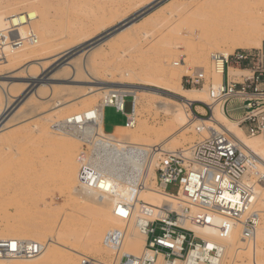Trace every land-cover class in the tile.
I'll list each match as a JSON object with an SVG mask.
<instances>
[{
  "label": "bare ground",
  "instance_id": "6f19581e",
  "mask_svg": "<svg viewBox=\"0 0 264 264\" xmlns=\"http://www.w3.org/2000/svg\"><path fill=\"white\" fill-rule=\"evenodd\" d=\"M177 1L171 0L169 4H175ZM194 2L195 0H185L178 6L177 13L167 10V5L163 6L142 16L130 25L125 24V22L135 9L136 6L134 7V5L136 4L123 5L114 11L112 15H109L107 12L108 15L106 13L103 15L102 13L98 22L101 28H103V32H110L113 27L121 26L119 32L113 36L119 45H137L139 44V34L145 39H152L151 31H145L149 26L153 24L155 28H159L165 22L182 20V13ZM3 10L0 13V31L7 23L11 22L9 21L11 18H15L16 22H19L17 29L20 33L26 30V26L23 24L29 22L31 25V18L29 17L25 20L27 15L24 17L18 8L5 7ZM0 11L2 10L0 9ZM109 19H111V22L108 21ZM111 23H114V25H111ZM250 26V24H241L233 28L225 26L224 30H226L228 35L233 36L234 45L237 46V49L260 48L264 39V32H257L256 36L252 37ZM229 28H232V32H230ZM29 30L31 31V26H29ZM111 36L107 35L98 43L94 42L95 44L89 45V42L94 40L96 35H88L86 31L81 32L76 38L77 41L73 40L74 43L78 42L77 44L73 43L65 51L51 56L45 55L52 52L55 46L44 44L42 38H37L36 36L37 43L33 47L9 52L6 54V59L0 62V68H11L24 61L22 65L31 64L39 69L37 75H28L22 81H16V78L19 77H8V75L7 77L0 78V106L3 105L0 108V147L6 144L1 135L10 128L9 124L20 114L19 111L23 105L32 99L40 101L47 99V102H51V108L46 112L47 114L50 113V115L48 117L40 116L39 119L42 122L39 125L32 124L30 133L32 132V135H45L48 142L53 147H56L59 153H63L68 157L70 166L64 179L65 186L74 203L83 208L80 209L79 207L80 211L82 210V213H84L83 206H86L85 210L90 215V217H87L86 213V216H83L79 211H72L74 214L70 213L73 216L71 217L70 215L69 222L61 221L59 218V221H55L54 219H57L56 215H54L56 210L54 208L53 210L51 206L49 208L52 211L47 210V206L49 205L42 206L44 207L42 209L43 212L37 213V210L34 213H37V215L45 213L44 215H47L51 221L48 226L42 227L43 232H39L38 226L19 221L28 214H32L33 211H30L22 204L18 203L17 205L16 203V207L14 206V208L16 209L15 214L17 212V219L15 215H10L7 211V208L12 205L0 202V213L2 211V216L10 217L9 219L13 220L16 217V220L19 221L15 220L16 222L13 221L9 224L7 222L8 225L0 233V240H18L43 246L41 254L36 257H22L18 259L0 258V264H45L50 259H55L62 264H76V257L89 259L91 264H113V259H111L113 257L112 252L108 250L105 241L106 235L117 229L127 231L123 245L124 251L129 254L132 253L135 256L139 255L144 249L146 235L140 233L132 221L125 223L115 218L113 208L117 203L122 202V200H133L135 203L145 202L153 206H160L165 203V195L156 186L155 167L157 166V160L165 153L175 152L176 149L169 150V146L171 148V145L176 144L177 137L185 138L190 128H194V132L196 133L197 129L201 131V128L204 126L205 130L202 134L207 130V126L223 131L235 142L237 148L242 152L248 153L255 160L258 166L257 172L264 174V132L259 136L247 137L242 129L229 120L217 105L214 106L209 119L199 118L190 120L188 111L191 104L195 102L208 103L209 95L208 89L206 90L205 88L195 91L181 86V78L188 73L187 62L184 59L172 65L178 66L176 72L168 73L166 70L162 71L161 76H158V78L167 76L170 81L169 84L160 86L155 81L157 78L144 80L139 76H135L129 70L121 71V69L113 66H100L101 60L99 59L102 55L103 45L113 39ZM83 44L89 46L83 47L84 50L80 49L82 51L78 52V54L74 53ZM177 46L174 49L178 48ZM214 48L215 46H213ZM220 52L224 55L231 54L230 51ZM198 56L200 57L198 58L199 60L205 59L207 50H200ZM122 58L128 59V56L123 54ZM45 59L52 60V64L56 66L53 70H56L57 73L63 69L69 70L68 79L55 77V74L49 76L50 73L44 75L43 73L46 72L47 66L51 64L45 65V63H41ZM209 62L210 59L206 69L196 67L194 68V72H206L209 77H207V80L211 81L215 88L222 83L223 78L221 74L211 67V63L209 65ZM92 63H96V67L98 65L94 72H92ZM31 65L23 68V71L27 73L30 69L35 68ZM209 66L210 69H208ZM243 73L245 72L229 68L230 76H237ZM91 74L94 76H91ZM102 74L113 80L136 78V81L125 83L110 81V83L102 84L95 82V88L89 86L84 90L82 96L78 98L71 97L74 91V87L71 84L81 82L78 79L79 77L98 80ZM64 81H67L68 84H65L67 82L64 83ZM18 85L24 86L23 92L21 91L23 94L20 92L16 96H13L10 88ZM55 86H68L66 102H62V99L58 98L57 92L53 89ZM43 89L50 92L46 99L41 96ZM90 93H94L92 96H98L101 100L94 108L85 109L82 100ZM113 93L132 97L135 117L133 128L136 127V116L139 112L142 99L147 96L157 98V101L153 104L157 112L171 115L170 126L166 127L163 132H157L153 141L143 139L144 134L151 133L143 124H140L141 126L139 125L131 134L128 133V128L125 126L115 129L112 133L105 132L102 126V106L110 100ZM167 96H170L171 99L167 98ZM15 98L17 99L11 101V99ZM17 101H19L18 104L2 120V114L5 110H8L9 102H13L12 105L10 104L13 107V104ZM19 104L21 105L19 106ZM26 112L28 113V110ZM58 114H70V116L58 119ZM30 119H26V121ZM49 129H51L52 133ZM203 136L205 137L206 135ZM80 143H86L91 147V153L88 157H82L81 152L78 151ZM3 147L4 150L0 151V160L5 163L3 164L5 166L10 162H14L18 158V153L14 151L10 155L7 153L8 147ZM82 162L100 171L104 178L110 179L111 183L105 186L106 190L110 189L109 193L86 189L79 184L78 171ZM256 194L257 197L252 210L259 213L260 222L256 228L255 239L251 242L244 241L240 237L238 229H234L226 239L220 240L214 228L189 226L197 236L207 238L210 245L217 242L224 246L225 250L221 264H235L237 257L241 253L249 255V258L252 259L250 260L252 264H264V176L256 186ZM67 211L69 210L64 209L62 212L60 211L61 213L59 212V215L62 216ZM37 235L42 237H36ZM56 247L61 248L63 251L55 250L57 249ZM155 264L166 263L158 259Z\"/></svg>",
  "mask_w": 264,
  "mask_h": 264
},
{
  "label": "rangeland",
  "instance_id": "374dc122",
  "mask_svg": "<svg viewBox=\"0 0 264 264\" xmlns=\"http://www.w3.org/2000/svg\"><path fill=\"white\" fill-rule=\"evenodd\" d=\"M184 1L185 0H178L177 3L175 2V4L171 5L169 4L171 0H0V9L2 10L0 13L4 11L3 9H5V7H15L21 11V14L30 17L32 21L30 25L31 32L34 33L37 38H42L44 44L46 43L55 46L52 52L45 55L51 56L65 51L66 48L74 43V39V41H77L76 38L81 32L86 31L88 35H96L94 40L89 42V45L94 42L98 43L107 35H112L111 37L113 38V36L119 32L121 26H112L113 28L110 32H103V28H101V25L98 22L102 13L104 15L107 12L109 15H112L114 11L123 5L136 4L134 5V7L136 6L135 9L125 22V24L130 25L139 20L142 16L166 5L167 10L177 13L178 6ZM107 13L106 15H108ZM182 15V20L170 21L168 23L165 22L159 28H155L152 24L145 30L148 32L151 31L152 39H145L139 34V44L137 45H119L116 38L111 39L107 44L103 45V50L101 52L102 55L99 59L101 60L100 66H113L121 69V71L129 70L132 71L135 76H139L144 80L157 78L155 81L158 82L160 86H163L169 84V77L165 76L158 78V76H161L162 71L165 70L168 73L176 72L178 66L172 65L174 63H179L181 59H184L187 62L188 73L186 75H190L194 72V68L196 67H203L206 69L211 53L214 54L221 53L220 51H230L232 54L236 50H260L264 44L263 39L260 48L237 49V46L234 45L233 36L228 35L226 30H224L225 26L233 28L241 24H250L252 37H255L257 32L263 33L264 0H195V2L191 4ZM108 21L111 22V19ZM111 25H114V23H111ZM232 28H229L231 30L230 32H232ZM77 43L78 42H75L74 44ZM89 45L83 44L82 46H79V49L75 50L74 53H80L82 51H80V49L84 50L83 47H88ZM112 45H114L113 49ZM115 45L118 46L115 47ZM176 46L179 49H174ZM213 46H215V48L217 47V49H213ZM200 50H207V56L205 59H198L200 58L198 56ZM123 54H126L128 59H123ZM23 63L24 61H21V63H18L11 68H0V78L7 77L8 75V77H19L16 78V81H22L23 79H26L28 75L38 74L39 69L36 66H32L31 64L22 65ZM41 63H45V65L51 63L47 66L46 72L43 73L44 75L50 73L49 76L55 74V77L68 79L69 70L63 69L57 73L56 70H53L56 66L55 64H52L53 62L51 59H45ZM29 65L35 68H32V70L30 69L26 73L23 71V68ZM92 67V72H94L98 65L96 67V63H92ZM208 69H210V66ZM205 74L206 77H208L206 72ZM91 76L94 75L91 74ZM183 77L181 78L182 87L199 91V89L196 88L183 86ZM78 79L81 82L71 84L72 87H74V91L71 94L72 98L82 96L84 90L89 86L95 88V82L102 84L110 83V81H119V83L136 81V78L113 80L103 74L98 80L83 77H79ZM67 81H64V83ZM65 84H68V82ZM207 85L208 82L204 87L206 90L209 86ZM67 87L68 86H55V88H53L57 92L58 98L62 99V102L67 101ZM23 88L24 86L21 85L13 86L10 88L11 94L16 96L21 91L23 92ZM22 92L21 94H23ZM49 93L48 90L43 89L41 91V96L46 99ZM93 94L94 93H90L83 98L82 104L85 109L94 108L101 100L98 96H92ZM130 97L126 99L125 113L130 111ZM167 98L171 99L170 96H167ZM16 99L17 98L11 99V101ZM46 100L40 101L32 99L27 102V104L23 105L19 111L20 114L9 124L10 128L1 135L6 143L3 146H7L9 149L7 153L12 155L14 151H16L18 153V158L14 162H10L5 166L3 165L5 163L0 160V202L6 203L7 205L11 204L12 206H9L7 211L10 215H15L17 219V212L15 214L16 209L14 208V206L16 207V203L17 205L18 203L22 204L30 211H33L32 214H28L19 221L38 226L40 229L39 232H43L44 230H42V227L48 226L51 221L47 215H44L45 213L37 215L40 211L43 212L42 209L44 207L42 206L49 205L47 206V210L49 209L50 211L54 208L58 211H55L54 213L56 218L65 222L70 221V213L74 214L72 211H79L83 216H86L87 214V211L85 210L86 206H83L84 213H82V210L80 211V209L83 208L74 203L65 186L64 179L67 174V169L70 166L68 157L63 153H59L57 148L53 147V145L48 142L45 135H32V132L30 133L32 124L39 125L42 122L39 119L40 116L48 117V115H50V113L47 114L46 112L51 108L52 103L47 102ZM155 101H157V98L153 96H147L142 99L139 112L136 116V127L128 129L129 134L133 133L140 124H143L146 129L151 131L150 134H144L143 139L153 141L157 132H163L166 127L170 126L171 115L157 112L153 107ZM18 102L19 101L15 102L13 107H11L13 102H9L8 110H5L2 114V120L10 113V110L14 108ZM20 105L21 104H19V106ZM2 106L3 105H1L0 108H2ZM27 110L28 113L26 112ZM67 116H70V114H58V119H63ZM29 118L31 119L26 121V119ZM119 119L120 116L116 115L113 109L107 107L104 112L105 130L111 131ZM231 121L238 126L237 120ZM49 131L51 132V129H49ZM242 131L247 137H253L246 134L244 130ZM196 138L197 134L194 132V128H190L186 137H177L176 144L171 145V148L169 146V150L185 148L194 142ZM3 146L0 147V151L4 150ZM79 148L78 151H80L81 153H79L83 154V156L88 157L90 155L91 147L88 144L80 143ZM176 190V186H169L166 189V192L169 194H175ZM50 206L52 209L49 208ZM64 209L69 211L62 214V217L59 214ZM36 211L37 213H34ZM2 215L1 211L0 233L4 231L6 225L13 221H18L16 220V217L15 221L9 219L10 217H3ZM87 217H90L89 213L87 214ZM57 219L54 220L59 221V219ZM86 221L88 222V220ZM36 237L42 236L37 235ZM55 250L60 251L62 249L58 247ZM249 257V255L241 253L237 257L235 264H252V261H250L252 259ZM81 260V257H76L75 263L80 264ZM45 264L62 263L57 262L55 259H50Z\"/></svg>",
  "mask_w": 264,
  "mask_h": 264
},
{
  "label": "built area",
  "instance_id": "2783aa9c",
  "mask_svg": "<svg viewBox=\"0 0 264 264\" xmlns=\"http://www.w3.org/2000/svg\"><path fill=\"white\" fill-rule=\"evenodd\" d=\"M25 17V15H24ZM29 17L26 16L25 20ZM0 31V62L6 54L37 43L30 23L18 32L15 18H11ZM211 67L222 75L223 81L213 87L204 71L183 77V86L202 90L208 82V103H192L190 120L209 119L214 106L227 116L241 111L239 127L249 136L264 132V55L259 50H236L230 55L214 53ZM245 74L230 76L229 68ZM126 96L111 94L102 110L111 107L125 115V127L135 124L134 101L130 97V111L125 114ZM206 127V126H205ZM197 129V138L185 148L165 153L157 160L156 186L165 195V203L153 206L145 202L122 200L113 208L115 218L133 222L140 233L146 235L143 251L135 256L124 251L126 230H114L106 235V246L112 252L113 264H155L161 259L166 264H221L224 246L209 244L207 238L197 236L189 226L214 228L220 240L238 229L244 241L255 239L259 213L252 210L256 201V186L264 174L258 173L255 160L242 152L223 131L211 126ZM203 135H206L205 137ZM85 144V143H82ZM83 157V154H82ZM110 179L100 171L82 162L78 171L79 184L86 189L109 193L105 186ZM112 180V179H111ZM176 186L175 194L166 189ZM181 194V196H180ZM176 203V204H174ZM194 209V211H192ZM40 244L0 240V258L18 259L41 254ZM80 264H91L83 258Z\"/></svg>",
  "mask_w": 264,
  "mask_h": 264
},
{
  "label": "crops",
  "instance_id": "0c3cea01",
  "mask_svg": "<svg viewBox=\"0 0 264 264\" xmlns=\"http://www.w3.org/2000/svg\"><path fill=\"white\" fill-rule=\"evenodd\" d=\"M259 52L263 53V55H264V44L262 45V47H261V49L259 50ZM106 108H107V107H106ZM106 108H104V109L102 110V126H103L104 131L107 132V133H112V132L115 131V129L120 128V127H124V126H125V122H126V117H125V115H123V114H121V113H118V112H116V110H115L114 108L109 107V108L113 109V111H114V113H115L116 115L120 116V119H119L118 122L113 126V129H112L111 131H106V130H105V126H104V112H105V109H106ZM125 114H127V113H125ZM241 114H242L241 111L230 112V113L227 115V118H228L229 120H238V119L240 118Z\"/></svg>",
  "mask_w": 264,
  "mask_h": 264
}]
</instances>
